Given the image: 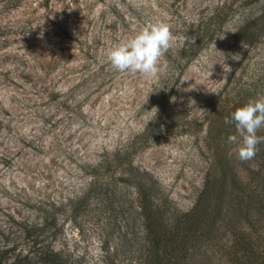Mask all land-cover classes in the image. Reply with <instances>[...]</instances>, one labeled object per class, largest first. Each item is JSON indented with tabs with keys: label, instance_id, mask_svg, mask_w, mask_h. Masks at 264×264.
I'll return each instance as SVG.
<instances>
[{
	"label": "rangeland",
	"instance_id": "374dc122",
	"mask_svg": "<svg viewBox=\"0 0 264 264\" xmlns=\"http://www.w3.org/2000/svg\"><path fill=\"white\" fill-rule=\"evenodd\" d=\"M263 4L0 0V262L54 250L73 264H140L134 188L117 176L91 182L92 166L134 141L132 163L188 210L211 166L208 124L222 101L246 104L262 82L264 37L233 35ZM157 22L175 37L158 77L114 69L108 51ZM165 104L176 115L155 120ZM223 127V148L236 151V129Z\"/></svg>",
	"mask_w": 264,
	"mask_h": 264
},
{
	"label": "trees",
	"instance_id": "16d2710c",
	"mask_svg": "<svg viewBox=\"0 0 264 264\" xmlns=\"http://www.w3.org/2000/svg\"><path fill=\"white\" fill-rule=\"evenodd\" d=\"M263 37L264 4L237 28L233 42L255 45ZM261 80L250 89L253 99L255 94L264 96V76ZM243 105L227 106L222 101L219 119L208 124L206 139L213 143L209 151L211 166L186 211L173 205L156 178L132 163L134 141L92 166L91 182L117 176L134 188L135 214L141 227L140 264H264V143L258 145L256 156L248 162L238 159L241 140L236 151L228 153L223 148L225 118L230 119ZM175 115L174 108L165 104L155 112L154 119L162 122ZM232 126L235 128L234 123ZM258 135L264 136V129ZM0 264L73 262L47 250L37 260L12 258Z\"/></svg>",
	"mask_w": 264,
	"mask_h": 264
},
{
	"label": "clouds",
	"instance_id": "9594fccd",
	"mask_svg": "<svg viewBox=\"0 0 264 264\" xmlns=\"http://www.w3.org/2000/svg\"><path fill=\"white\" fill-rule=\"evenodd\" d=\"M174 40L170 25L157 22L141 29L128 41L112 47L108 51V60L111 66L121 73H138L145 78H157L161 71V62ZM224 70L227 72L230 69L227 67ZM185 81L188 80H180V84L176 85L178 90H181L180 85ZM195 88L192 84L182 90L191 91ZM172 99L175 101L176 98ZM195 103V100L189 98V106ZM224 122L234 123L237 133L230 135L228 142L235 144L238 138L242 141L238 148V159L242 162L254 159L259 150L258 145L264 143V136L258 135V132L264 129V96L249 100L237 108L230 119L226 117Z\"/></svg>",
	"mask_w": 264,
	"mask_h": 264
}]
</instances>
